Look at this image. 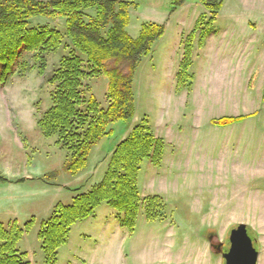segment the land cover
<instances>
[{"label":"rangeland","instance_id":"obj_1","mask_svg":"<svg viewBox=\"0 0 264 264\" xmlns=\"http://www.w3.org/2000/svg\"><path fill=\"white\" fill-rule=\"evenodd\" d=\"M134 3L127 33L136 38L143 23H155L164 27L163 36L136 68L132 119L111 125L112 133L92 148L75 176L63 171L66 152L36 125L51 106L45 78L68 49L48 58L44 77L31 69L25 53L10 69L0 68V175L8 180L0 183V223L23 227L31 221L17 249L30 264H45L37 238L41 223L57 204L69 205L98 185L116 146L146 119L164 149L158 167L149 160L140 165L142 203L134 229L123 227L121 214L102 204L71 227L55 264H224L221 253L239 224L253 240L256 264H264V0H224L213 22L214 49L206 52L205 44L194 43L188 91H176L180 42L205 12L200 0H187L173 13L170 0ZM29 26L64 34L63 19L35 17ZM107 85L103 76L86 79L84 96H94L105 109ZM248 115L241 123L212 125L219 118ZM150 197L163 201L152 221L144 208Z\"/></svg>","mask_w":264,"mask_h":264},{"label":"trees","instance_id":"obj_2","mask_svg":"<svg viewBox=\"0 0 264 264\" xmlns=\"http://www.w3.org/2000/svg\"><path fill=\"white\" fill-rule=\"evenodd\" d=\"M186 2L170 0L169 12H175ZM223 2L200 0L205 12L180 42L176 91L190 89L194 43L197 48L204 46L213 33V22ZM134 5V0H0V68L10 69L25 53L31 56V69L44 77L48 58L61 48L68 49L45 78L52 88L51 106L40 115L36 125L45 139L54 138L55 145L66 152L68 161L63 171L71 176L85 167L92 148L112 133L111 125L128 122L134 115L136 68L164 33L161 25L143 23L138 36L132 38L126 29L129 10ZM35 17L63 19L64 34L48 26L30 27L29 20ZM101 76L108 83L105 109L94 96L86 98L83 93L86 79ZM250 116L223 117L213 120L212 125L226 127ZM163 149L164 141L154 135L146 119L133 127L113 151L101 182L89 192L75 196L71 204H57L41 223L37 238L45 264L56 263L58 249L67 242L71 227L91 217L102 204L121 214V225L131 232L142 203L137 188L140 165L149 160L158 167ZM6 182L0 175V183ZM144 205L148 220L160 216V197L147 198ZM31 226V221L23 227L14 221L7 226L0 223V264H30L26 253L18 251L17 243Z\"/></svg>","mask_w":264,"mask_h":264},{"label":"water","instance_id":"obj_3","mask_svg":"<svg viewBox=\"0 0 264 264\" xmlns=\"http://www.w3.org/2000/svg\"><path fill=\"white\" fill-rule=\"evenodd\" d=\"M224 264H256L258 252L245 225L239 224L228 235V249L221 254Z\"/></svg>","mask_w":264,"mask_h":264},{"label":"crops","instance_id":"obj_4","mask_svg":"<svg viewBox=\"0 0 264 264\" xmlns=\"http://www.w3.org/2000/svg\"><path fill=\"white\" fill-rule=\"evenodd\" d=\"M210 38H211V35L209 36V38H207L206 43H205V49H204V51H206V52H208L209 47H211L212 49H214V47H215V43H213V44H212V42L210 43ZM205 61L207 63L208 59H205ZM215 63L218 64V63H221V61L220 60H217V61H215Z\"/></svg>","mask_w":264,"mask_h":264},{"label":"flooded vegetation","instance_id":"obj_5","mask_svg":"<svg viewBox=\"0 0 264 264\" xmlns=\"http://www.w3.org/2000/svg\"><path fill=\"white\" fill-rule=\"evenodd\" d=\"M220 245V244H219ZM215 249L217 250V252H221L222 251V247L221 246H214ZM228 249V248H227ZM227 250H225L224 252H226ZM223 252V251H222ZM222 254V253H221Z\"/></svg>","mask_w":264,"mask_h":264}]
</instances>
